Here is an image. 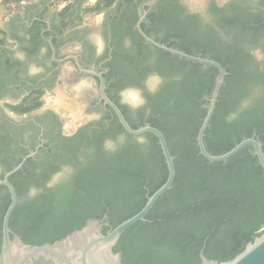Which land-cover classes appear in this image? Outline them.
<instances>
[{
    "label": "flooded vegetation",
    "instance_id": "obj_1",
    "mask_svg": "<svg viewBox=\"0 0 264 264\" xmlns=\"http://www.w3.org/2000/svg\"><path fill=\"white\" fill-rule=\"evenodd\" d=\"M71 14L54 24L18 21L16 34L0 37V250L12 201L3 183L8 173L18 167L8 176L17 194L9 221L16 228H10L30 244L53 242L65 236L49 222L61 187L107 156L149 140L147 133L135 136L123 127L102 97L100 75L133 128L160 119L173 129L183 116L189 123L205 117L213 90L203 84L215 66L155 45L139 25L161 44L240 66L238 86L247 66L264 70V0H116L90 20ZM192 63H198L197 74ZM33 65L41 71L30 74ZM219 96L227 104L216 116L234 115L232 89ZM32 188L38 190L34 197ZM118 206L105 205L101 217L85 223L97 218L108 223L103 229L113 227Z\"/></svg>",
    "mask_w": 264,
    "mask_h": 264
},
{
    "label": "trees",
    "instance_id": "obj_2",
    "mask_svg": "<svg viewBox=\"0 0 264 264\" xmlns=\"http://www.w3.org/2000/svg\"><path fill=\"white\" fill-rule=\"evenodd\" d=\"M115 2L100 0L93 10H104ZM216 59L229 72L220 94L232 89L233 111L237 112L231 120L228 117L233 114L216 116L227 104L219 96L204 137L207 149L213 154L224 153L254 133L264 148V70L247 66L248 73L238 86L240 66ZM190 68L197 74L198 63ZM212 70L203 84L209 92L218 74L217 68ZM205 114L204 109L201 116ZM201 124L202 120L189 123L183 116V121L178 120L175 128L169 129L166 121H153L166 135L175 156L176 175L172 188L156 201L146 221L129 227L116 244L115 250L122 251L125 264H200L201 249L208 258L228 260L264 228V170L253 146L243 147L227 160L210 161L199 153L197 145ZM147 136L146 145L139 143L128 153L121 150L116 156H107L76 181L61 187L57 207L49 219L58 226L59 236L83 226L87 217H101L105 205H120L110 218L113 227L142 209L147 201L146 180L152 194L168 177L158 138L152 133ZM152 168L155 174L148 178ZM12 221L10 226L16 228ZM103 230L106 232L108 227Z\"/></svg>",
    "mask_w": 264,
    "mask_h": 264
},
{
    "label": "water",
    "instance_id": "obj_3",
    "mask_svg": "<svg viewBox=\"0 0 264 264\" xmlns=\"http://www.w3.org/2000/svg\"><path fill=\"white\" fill-rule=\"evenodd\" d=\"M139 28L146 39L153 42L155 45L171 53L178 54L181 57H186L205 64H211L218 68L219 74L216 77L212 96L209 99L210 104L196 137L199 153L210 161H224L236 154L243 147L251 145L253 146L254 155L257 156L264 170V148L263 142L259 137H245L233 148L221 154L211 153L205 144L204 137L215 111L222 85L225 82V76L227 74L226 68L214 59L191 55L182 50L161 44L144 33L140 25ZM100 77L102 97L105 99L106 103L113 107L123 127L135 136L152 133L158 138L168 167V177L166 181L152 194L148 195L145 205L139 212L123 220L116 226L110 227L106 232L103 230V225L108 224L107 222L104 223L103 220L97 218H89L83 226L71 231L60 239L43 244H30L25 242L20 235L14 233L9 226L11 214L17 204V194L14 186L8 180V176L13 171L17 170V167L15 170L8 173L6 179L3 181L11 191L12 201L5 213L3 221V241L0 250V264H125L123 262L122 252L115 250V246L119 239L129 227L139 221H145L146 215L156 201L167 190L172 188L176 175L175 156L169 148L165 134L161 129L151 123L133 128L125 118L121 109L107 96L104 78L101 75ZM200 257V264H264V228L259 231V234L255 236L252 241L246 244L242 251L231 259L219 261L217 259L208 258L204 254L203 249L200 252Z\"/></svg>",
    "mask_w": 264,
    "mask_h": 264
},
{
    "label": "crops",
    "instance_id": "obj_4",
    "mask_svg": "<svg viewBox=\"0 0 264 264\" xmlns=\"http://www.w3.org/2000/svg\"><path fill=\"white\" fill-rule=\"evenodd\" d=\"M100 0H0V37L16 34L14 26L22 21L26 26L35 22L54 24L76 13L82 20L93 19Z\"/></svg>",
    "mask_w": 264,
    "mask_h": 264
},
{
    "label": "clouds",
    "instance_id": "obj_5",
    "mask_svg": "<svg viewBox=\"0 0 264 264\" xmlns=\"http://www.w3.org/2000/svg\"><path fill=\"white\" fill-rule=\"evenodd\" d=\"M38 71H41V69L36 67L35 65L31 66L30 69H29L30 74H35ZM233 118H234V115H230L228 117L229 120H231ZM105 147H106L107 150H113L112 142L111 141H106L105 142ZM37 194H38V190L36 188H32V189L29 190V196L34 197Z\"/></svg>",
    "mask_w": 264,
    "mask_h": 264
}]
</instances>
